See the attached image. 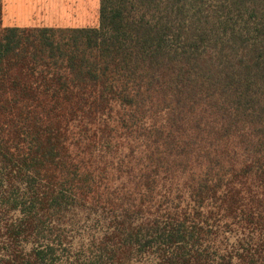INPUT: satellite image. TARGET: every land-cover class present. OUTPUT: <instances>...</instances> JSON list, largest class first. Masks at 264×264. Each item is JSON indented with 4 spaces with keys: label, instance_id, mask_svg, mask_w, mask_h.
Masks as SVG:
<instances>
[{
    "label": "trees",
    "instance_id": "1",
    "mask_svg": "<svg viewBox=\"0 0 264 264\" xmlns=\"http://www.w3.org/2000/svg\"><path fill=\"white\" fill-rule=\"evenodd\" d=\"M0 264H264V0H0Z\"/></svg>",
    "mask_w": 264,
    "mask_h": 264
},
{
    "label": "rangeland",
    "instance_id": "2",
    "mask_svg": "<svg viewBox=\"0 0 264 264\" xmlns=\"http://www.w3.org/2000/svg\"><path fill=\"white\" fill-rule=\"evenodd\" d=\"M99 0H2L4 27H95Z\"/></svg>",
    "mask_w": 264,
    "mask_h": 264
}]
</instances>
